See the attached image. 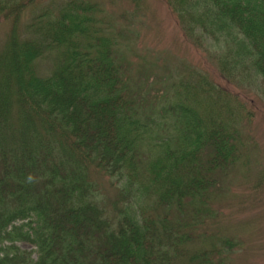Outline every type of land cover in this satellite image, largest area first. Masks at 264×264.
<instances>
[{"label":"trees","instance_id":"16d2710c","mask_svg":"<svg viewBox=\"0 0 264 264\" xmlns=\"http://www.w3.org/2000/svg\"><path fill=\"white\" fill-rule=\"evenodd\" d=\"M128 1L118 23L101 0H0V264H231L214 202L252 156V113L198 70L133 56ZM164 1L264 99V0Z\"/></svg>","mask_w":264,"mask_h":264},{"label":"rangeland","instance_id":"374dc122","mask_svg":"<svg viewBox=\"0 0 264 264\" xmlns=\"http://www.w3.org/2000/svg\"><path fill=\"white\" fill-rule=\"evenodd\" d=\"M101 3L118 23L123 21V13L132 14L134 8L128 0H101ZM132 22L136 32L133 56L158 55V65L167 59L165 66L173 73L187 67L198 70L214 84L236 95L251 111L244 136L250 140L248 154L252 156L249 155L248 163L232 177L224 193L214 202L218 216L214 228L234 243L229 252L231 264H264V99L255 96L252 90L248 92L244 87L226 82L205 52L182 34L164 0H143ZM6 32L7 25L1 23L0 39ZM161 69L156 72L161 73ZM103 186L105 196L114 195L111 185ZM18 246L26 251L35 249L25 241L18 242Z\"/></svg>","mask_w":264,"mask_h":264}]
</instances>
